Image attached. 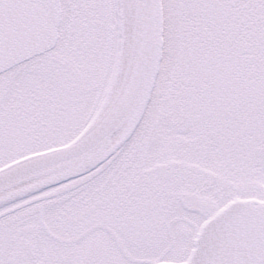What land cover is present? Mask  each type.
<instances>
[{"label":"snow or ice","instance_id":"1","mask_svg":"<svg viewBox=\"0 0 264 264\" xmlns=\"http://www.w3.org/2000/svg\"><path fill=\"white\" fill-rule=\"evenodd\" d=\"M0 264H264V0H0Z\"/></svg>","mask_w":264,"mask_h":264}]
</instances>
